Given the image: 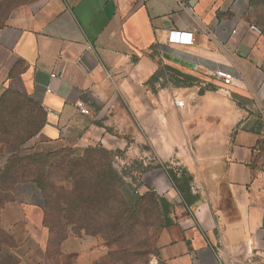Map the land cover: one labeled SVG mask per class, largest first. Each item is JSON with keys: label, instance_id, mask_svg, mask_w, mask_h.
Masks as SVG:
<instances>
[{"label": "crops", "instance_id": "0c3cea01", "mask_svg": "<svg viewBox=\"0 0 264 264\" xmlns=\"http://www.w3.org/2000/svg\"><path fill=\"white\" fill-rule=\"evenodd\" d=\"M248 6L30 0L0 31V98L7 90L25 93L46 114L28 146L115 153L132 177H142L141 190L172 206L174 224L159 233L165 264H264V35L251 30ZM171 31L192 32L193 44L171 43ZM163 66L195 82L152 87ZM220 70L233 75L231 86L215 76ZM165 165L191 176L198 197L192 207ZM35 208L34 215L18 201L3 207V232L12 242L3 259L34 264L31 254L49 237L43 204ZM99 246L70 237L62 249L73 264H98Z\"/></svg>", "mask_w": 264, "mask_h": 264}, {"label": "trees", "instance_id": "16d2710c", "mask_svg": "<svg viewBox=\"0 0 264 264\" xmlns=\"http://www.w3.org/2000/svg\"><path fill=\"white\" fill-rule=\"evenodd\" d=\"M29 1H0V31L11 12ZM263 8L264 0H249V20L252 22L251 17L259 16ZM193 82L195 79L163 66L149 83L152 87L158 84L178 88L191 86ZM45 123V112L29 95L7 90L1 96L0 146L4 147L8 158L0 168L3 194L15 191L17 185H36L42 194L46 217L53 216L60 222L66 220L70 225H77V235L83 231L86 235L102 237L116 245L115 253L122 254L123 259L134 256L130 253L137 249L134 247L141 228L161 230L174 224L172 206L165 198L154 192L138 196L134 185L127 183L126 177L114 168L115 153L101 146L65 148L56 152L29 147ZM17 152L27 154L17 155ZM164 169L186 206L192 207L198 197L191 192V176L184 169L168 165ZM147 213L150 214L148 218ZM74 216L78 217V223L71 220ZM152 218L159 224H149ZM44 222L49 228L48 222Z\"/></svg>", "mask_w": 264, "mask_h": 264}, {"label": "rangeland", "instance_id": "374dc122", "mask_svg": "<svg viewBox=\"0 0 264 264\" xmlns=\"http://www.w3.org/2000/svg\"><path fill=\"white\" fill-rule=\"evenodd\" d=\"M251 20L254 25L262 30V34L264 35V8L259 16H252ZM3 154H5L4 147L0 146V168H3V165H5L7 159V157L3 158ZM25 154L27 153L17 152V155ZM113 165L119 173H122L126 177V181L129 183L131 182L134 185L135 190L138 189L140 191L138 196H143L149 192L153 193L144 189L141 190V186L143 184L142 177L138 175L135 176L136 178L132 177L130 175V167L125 168L126 165H123V167L120 161L116 159H114ZM14 190L15 191H10L9 194H3V192L0 190V264H17L18 261V259L13 255H8L4 259L3 254L1 255L3 252V246L10 245L12 243L8 235L3 232V207L9 202L18 201L22 203L23 206H25V209L29 214L33 213L35 215V212L37 211V208L35 207H37V205L40 203H43L42 194L34 184L20 186L17 185L15 186ZM148 210L149 208L147 207V211ZM149 215L150 214L147 213V218ZM45 220L49 225V228H47L49 230V237L46 244L44 243L40 249L31 254L30 257L33 259L34 264H73L75 257L71 254H65L62 249L63 244L70 237H87L88 239L98 240L100 242V246L98 247L99 249L96 255H94L95 260L99 261L98 264H163L161 262L158 248L160 233V229L158 227L141 228V230L137 233V237L139 239H136V244L134 247L137 249H132L133 251L130 253L134 256L130 259H123L122 254L117 252V254L115 253V251L118 249L116 245L105 241L102 237L86 235L83 231H80V235H77L76 230L79 228L77 225H70V223L66 220L60 222L56 217L53 216L46 217L44 214V221ZM71 220L78 223V217L74 216L71 218ZM148 223L153 225L159 224L154 218L149 219ZM65 236H67V239L63 240ZM48 259L50 261H48Z\"/></svg>", "mask_w": 264, "mask_h": 264}, {"label": "built area", "instance_id": "2783aa9c", "mask_svg": "<svg viewBox=\"0 0 264 264\" xmlns=\"http://www.w3.org/2000/svg\"><path fill=\"white\" fill-rule=\"evenodd\" d=\"M251 30L255 32L258 35H263L262 30L257 27L256 25L251 26ZM193 33L192 32H181V31H171L169 35V41L174 44H180V45H192L193 44ZM57 74H52V77H56ZM215 76L222 82V84L226 87L231 86L234 82V77L231 73L225 72V71H216ZM48 92H51V90H48ZM176 105L178 107H183L184 103L182 101L176 102ZM83 111V110H82ZM85 112V111H83ZM62 136H65V132H63ZM128 182V181H127ZM129 183V182H128ZM130 184H132L130 182ZM140 191L136 189V193L138 194Z\"/></svg>", "mask_w": 264, "mask_h": 264}]
</instances>
